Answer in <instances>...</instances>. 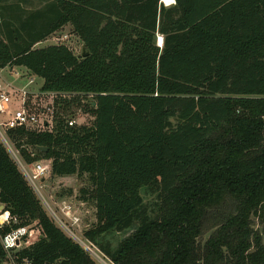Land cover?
Instances as JSON below:
<instances>
[{
    "label": "trees",
    "instance_id": "trees-1",
    "mask_svg": "<svg viewBox=\"0 0 264 264\" xmlns=\"http://www.w3.org/2000/svg\"><path fill=\"white\" fill-rule=\"evenodd\" d=\"M13 18L0 8V70L24 68L63 110L92 120L7 134L26 163L87 178L80 195L96 222L83 239L106 262L264 264V0H52L19 27ZM66 25L85 57L34 48ZM0 205L14 219L1 236L40 233L10 256L0 243V264H97L49 218L1 142Z\"/></svg>",
    "mask_w": 264,
    "mask_h": 264
},
{
    "label": "built area",
    "instance_id": "built-area-1",
    "mask_svg": "<svg viewBox=\"0 0 264 264\" xmlns=\"http://www.w3.org/2000/svg\"><path fill=\"white\" fill-rule=\"evenodd\" d=\"M52 38L55 43L53 45H62V43L67 40L66 35L60 37L52 36ZM33 83V80L28 79L24 88H12V95L18 102V108L15 110H11L9 107L12 95L0 84V114H6L7 116L5 121H0V142L17 165L21 174L25 177L29 186L39 193L42 189L41 182L51 174V161L39 160L26 163L20 156L18 149L10 139H8V131L23 128L37 133L51 132L55 122L59 119H63L69 127L85 126V124H79L74 116L65 115L67 110H63L58 94L43 92L40 89L41 87L37 90L30 89L29 87H31ZM30 155L33 156L34 154L31 153ZM0 207L2 208L0 211L1 229L3 226H8L11 222H14V219L10 216L8 211L3 209L2 205H0ZM63 215L62 219L54 216V221L60 230L66 235L71 236L73 235L72 228L79 223V218L72 214L70 206L66 207ZM39 236L40 233L37 229L21 227L11 230L5 235H0V243L3 250L9 255L12 251L33 245L38 240ZM76 243L85 251L90 248H88L87 245L85 246V243L80 239H77ZM90 246L92 249L95 248L91 244ZM88 253L90 254V252ZM92 254L99 259L100 262L109 264L97 249L93 251ZM9 264L14 263L10 261Z\"/></svg>",
    "mask_w": 264,
    "mask_h": 264
},
{
    "label": "rangeland",
    "instance_id": "rangeland-1",
    "mask_svg": "<svg viewBox=\"0 0 264 264\" xmlns=\"http://www.w3.org/2000/svg\"><path fill=\"white\" fill-rule=\"evenodd\" d=\"M51 1L52 0H0V8H3L5 19L7 20L10 16H14L12 22L16 27H19L20 24L27 19L30 13L42 10ZM172 5L173 3L170 6ZM7 6L15 7V10H11V8L7 9ZM39 23L41 22L38 21V24ZM64 35L67 36V40H65L62 45H65L67 48H69L75 56H80L82 53L83 44L79 37L73 32L70 25L62 27L53 35L47 37L44 41L34 45V48H43L49 45H53L55 43L52 36L60 37ZM159 43L160 42L158 36L156 39V44L158 45ZM28 79H31L34 82L33 85L29 87L30 89L37 90L39 87H41L42 80L35 76H29L22 67H5L4 69L0 70V82L3 84V86H11L8 87V91L11 95L13 93L12 88H24ZM11 97L12 100L9 107L11 110H15L18 108V102L13 95ZM83 101H88V99H83ZM65 115L74 116L75 120H77L79 124L90 125L92 120L89 114L83 113L80 109H76L73 106L67 109ZM6 118V114H0V121H5ZM7 137L12 143L15 144L13 139H11L8 134ZM87 186L88 180L85 177L79 178L77 176H69L55 178L50 174L41 182V192L38 193L34 191L33 188L32 189L36 197L40 201L46 214L54 223V216L62 219L66 207L70 206L72 214L79 218V223L75 225L74 228H72L73 235L71 236L66 235L62 230L61 231L71 240L76 242L77 239H80L85 243V246L87 245L88 248H91L90 244L87 241L83 240V234L91 227H93L96 222L94 206L90 200H82L80 195V190L85 189ZM143 198L148 207H151L154 204V195L150 191L144 193ZM253 224L254 228L260 227L256 222H254ZM110 237V241L113 246H115L121 239V237L116 234ZM90 248L87 251L90 252L92 258L96 261V263L105 264L100 262V260L92 254L93 251L96 250V248Z\"/></svg>",
    "mask_w": 264,
    "mask_h": 264
},
{
    "label": "water",
    "instance_id": "water-1",
    "mask_svg": "<svg viewBox=\"0 0 264 264\" xmlns=\"http://www.w3.org/2000/svg\"><path fill=\"white\" fill-rule=\"evenodd\" d=\"M161 3H162V1H161ZM164 6H170V5H166V4H164V3H162ZM161 45H162V39H161V42L157 45L158 47H161ZM87 55V53H85V50H84V48L82 49V57H85ZM38 150L39 151H42V150H45V149H42V148H38ZM2 210V208L0 207V211Z\"/></svg>",
    "mask_w": 264,
    "mask_h": 264
},
{
    "label": "bare ground",
    "instance_id": "bare-ground-1",
    "mask_svg": "<svg viewBox=\"0 0 264 264\" xmlns=\"http://www.w3.org/2000/svg\"><path fill=\"white\" fill-rule=\"evenodd\" d=\"M162 3L166 4V5H171L172 3H174V0H161ZM159 42H161V38L159 37Z\"/></svg>",
    "mask_w": 264,
    "mask_h": 264
},
{
    "label": "crops",
    "instance_id": "crops-1",
    "mask_svg": "<svg viewBox=\"0 0 264 264\" xmlns=\"http://www.w3.org/2000/svg\"><path fill=\"white\" fill-rule=\"evenodd\" d=\"M24 69V68H23ZM25 70V69H24ZM25 72L27 73V71L25 70ZM28 74V73H27ZM0 84L3 86V84L0 82ZM42 85V84H41ZM5 90H8V87H11L10 85L9 86H3ZM9 92V91H8ZM10 93V92H9Z\"/></svg>",
    "mask_w": 264,
    "mask_h": 264
}]
</instances>
